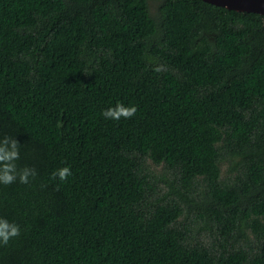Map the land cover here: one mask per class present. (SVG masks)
Listing matches in <instances>:
<instances>
[{
    "label": "trees",
    "instance_id": "trees-1",
    "mask_svg": "<svg viewBox=\"0 0 264 264\" xmlns=\"http://www.w3.org/2000/svg\"><path fill=\"white\" fill-rule=\"evenodd\" d=\"M3 135L37 175L0 184V264H264V13L0 0Z\"/></svg>",
    "mask_w": 264,
    "mask_h": 264
},
{
    "label": "clouds",
    "instance_id": "clouds-1",
    "mask_svg": "<svg viewBox=\"0 0 264 264\" xmlns=\"http://www.w3.org/2000/svg\"><path fill=\"white\" fill-rule=\"evenodd\" d=\"M157 72L163 70L162 67L154 69ZM138 109L136 106L125 105L117 102L114 107L106 108L102 115L105 119L119 121L121 118L130 119L135 116ZM20 142L13 136H0V184L11 185L17 181L21 184L30 183L31 178H35L37 171L34 167H20ZM72 175L71 168L68 166L61 167L53 171L52 179L67 181ZM20 225L9 221L7 218L0 216V246H6L9 241L20 236Z\"/></svg>",
    "mask_w": 264,
    "mask_h": 264
},
{
    "label": "water",
    "instance_id": "water-1",
    "mask_svg": "<svg viewBox=\"0 0 264 264\" xmlns=\"http://www.w3.org/2000/svg\"><path fill=\"white\" fill-rule=\"evenodd\" d=\"M238 10L257 11L264 13V0H206Z\"/></svg>",
    "mask_w": 264,
    "mask_h": 264
},
{
    "label": "rangeland",
    "instance_id": "rangeland-1",
    "mask_svg": "<svg viewBox=\"0 0 264 264\" xmlns=\"http://www.w3.org/2000/svg\"><path fill=\"white\" fill-rule=\"evenodd\" d=\"M154 164V163H153ZM155 165V164H154ZM156 167L159 168V170L162 168V165H155ZM168 171V170H167Z\"/></svg>",
    "mask_w": 264,
    "mask_h": 264
}]
</instances>
